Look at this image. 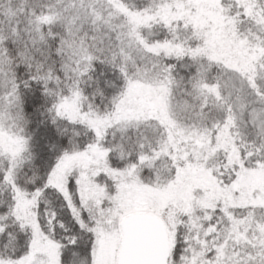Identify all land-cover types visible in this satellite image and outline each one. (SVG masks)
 I'll list each match as a JSON object with an SVG mask.
<instances>
[{"label": "snow or ice", "instance_id": "snow-or-ice-1", "mask_svg": "<svg viewBox=\"0 0 264 264\" xmlns=\"http://www.w3.org/2000/svg\"><path fill=\"white\" fill-rule=\"evenodd\" d=\"M0 264H264V0H0Z\"/></svg>", "mask_w": 264, "mask_h": 264}]
</instances>
